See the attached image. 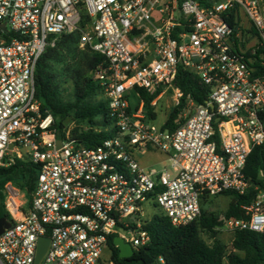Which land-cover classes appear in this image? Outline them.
<instances>
[{
	"label": "built area",
	"instance_id": "2783aa9c",
	"mask_svg": "<svg viewBox=\"0 0 264 264\" xmlns=\"http://www.w3.org/2000/svg\"><path fill=\"white\" fill-rule=\"evenodd\" d=\"M241 14L260 43L245 45ZM73 33L80 48L105 57L94 78L115 134L93 148L69 132L58 138L36 93L39 59ZM179 67L209 89L205 105L175 87ZM260 68L263 0H0V167L26 159L39 168L31 202L12 182L2 190L10 225L0 235V264H34L40 237L50 239L40 264H118L112 251L103 256L110 237L134 250L150 241L139 220L144 204L185 227L200 223L204 197L244 195L249 155L264 143ZM143 94L153 97L150 112ZM164 97L181 107L177 127L168 126L170 114L153 123ZM145 151L163 154L169 168L147 171L138 161ZM243 210L246 218L227 228L264 233V192Z\"/></svg>",
	"mask_w": 264,
	"mask_h": 264
},
{
	"label": "trees",
	"instance_id": "16d2710c",
	"mask_svg": "<svg viewBox=\"0 0 264 264\" xmlns=\"http://www.w3.org/2000/svg\"><path fill=\"white\" fill-rule=\"evenodd\" d=\"M230 25H237L231 14ZM238 30L235 29V33ZM105 63V57L91 50L88 46L79 47L77 33L61 35L53 48H48L41 56L35 73L36 93L40 102V111L44 116L51 114L54 119L53 129H57L58 138L68 132V123L75 122L76 127L70 136L86 148H93L115 134L114 119L110 115L103 89L94 78L97 68ZM259 68L258 63H255ZM264 72V69H261ZM70 85L71 97L65 95V87ZM175 87L185 95H190L197 105H205L209 89L200 78L188 70L179 67ZM146 109L150 112L153 97L143 94ZM180 108L170 113L168 126L177 127L175 120ZM152 114V112H151ZM156 117V114H152ZM38 165L29 160L16 159L14 164L0 167V218H7L4 210L2 190L7 182H12L26 193L31 202L36 188ZM245 179L249 185L244 195L234 192L222 194L231 198L223 219L207 217L204 204L213 197H204L201 202L200 223L185 227H175L163 213L153 216L150 222L142 226L149 234V243L134 250L132 257L122 259L114 245V238H109L108 247L112 250V260L118 264H264V233L250 230L233 233L234 252L225 255V246L218 239L216 228L222 227L232 218H246L244 206L252 204L258 193L264 192V143L255 147L249 155L245 170ZM200 226L207 228L213 244L208 245L200 237ZM243 253L241 256L239 253Z\"/></svg>",
	"mask_w": 264,
	"mask_h": 264
},
{
	"label": "rangeland",
	"instance_id": "374dc122",
	"mask_svg": "<svg viewBox=\"0 0 264 264\" xmlns=\"http://www.w3.org/2000/svg\"><path fill=\"white\" fill-rule=\"evenodd\" d=\"M241 17H242V25L244 28H246V32L244 33L245 34L244 37H246L245 45L260 43L262 41L261 37L258 34V32L254 29V27H252V24L249 21V19L243 14H241ZM250 33L253 34V37L249 35ZM65 89H66L65 91L66 97L70 98L71 97L70 85H67ZM169 101L170 100L168 97H164L157 104V117L153 122L155 125L161 126L166 122L167 114H170L171 111L173 110L170 107ZM75 127H76L75 122H69L67 131L70 133V131ZM138 161L140 162L142 167H144L147 171H151V172L159 171L164 166H167V168H169L170 166L167 161V158L163 154L153 151H145L143 155L138 158ZM230 202H231V198L227 196L219 195L213 197L212 201L204 204V211L206 212L207 217L223 219L229 207ZM161 213L162 210L160 208H157L150 204H144V215L141 218H139V220L148 223L153 218V216L159 215ZM199 231H200L199 234L201 239H203L208 245L211 246L213 244V240L210 237V232L208 231V229L200 226ZM216 231L218 233V239L220 240V242H222V244L226 248L225 255L229 256L234 252L232 247L233 232L227 228L226 223L222 227L216 228ZM131 235L132 233H129L127 236L129 237ZM111 251L112 250L109 247H106L103 252L104 258L108 259L110 257ZM224 264H228L227 259L224 260Z\"/></svg>",
	"mask_w": 264,
	"mask_h": 264
},
{
	"label": "water",
	"instance_id": "95a60500",
	"mask_svg": "<svg viewBox=\"0 0 264 264\" xmlns=\"http://www.w3.org/2000/svg\"><path fill=\"white\" fill-rule=\"evenodd\" d=\"M264 1V0H263ZM211 108H214V105H211ZM219 119H216V122H218ZM61 146V141L57 142V147ZM10 223L7 220V218L3 217L0 218V235L9 227ZM50 245V239L48 237H40L38 241V249H37V255L36 260L34 264H40L43 257L47 253ZM114 245L119 250V256L122 259H127L133 256L134 249L129 243H126L122 238L115 237L114 238Z\"/></svg>",
	"mask_w": 264,
	"mask_h": 264
},
{
	"label": "bare ground",
	"instance_id": "6f19581e",
	"mask_svg": "<svg viewBox=\"0 0 264 264\" xmlns=\"http://www.w3.org/2000/svg\"><path fill=\"white\" fill-rule=\"evenodd\" d=\"M45 139H46L48 142H51V141H52V137H50V136H46Z\"/></svg>",
	"mask_w": 264,
	"mask_h": 264
},
{
	"label": "crops",
	"instance_id": "0c3cea01",
	"mask_svg": "<svg viewBox=\"0 0 264 264\" xmlns=\"http://www.w3.org/2000/svg\"><path fill=\"white\" fill-rule=\"evenodd\" d=\"M241 256H243V253H241V252H238Z\"/></svg>",
	"mask_w": 264,
	"mask_h": 264
}]
</instances>
